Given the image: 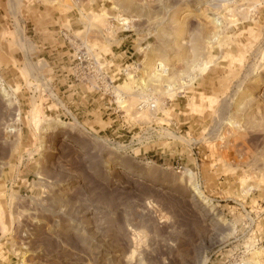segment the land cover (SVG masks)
<instances>
[{
    "label": "rangeland",
    "instance_id": "obj_1",
    "mask_svg": "<svg viewBox=\"0 0 264 264\" xmlns=\"http://www.w3.org/2000/svg\"><path fill=\"white\" fill-rule=\"evenodd\" d=\"M1 43L0 264H264V0H0Z\"/></svg>",
    "mask_w": 264,
    "mask_h": 264
},
{
    "label": "crops",
    "instance_id": "obj_2",
    "mask_svg": "<svg viewBox=\"0 0 264 264\" xmlns=\"http://www.w3.org/2000/svg\"><path fill=\"white\" fill-rule=\"evenodd\" d=\"M3 48H5V46L3 45V43H1L0 44V55L9 53V52H6ZM7 57H8V54H7Z\"/></svg>",
    "mask_w": 264,
    "mask_h": 264
},
{
    "label": "bare ground",
    "instance_id": "obj_3",
    "mask_svg": "<svg viewBox=\"0 0 264 264\" xmlns=\"http://www.w3.org/2000/svg\"><path fill=\"white\" fill-rule=\"evenodd\" d=\"M155 67H157V66H155Z\"/></svg>",
    "mask_w": 264,
    "mask_h": 264
}]
</instances>
